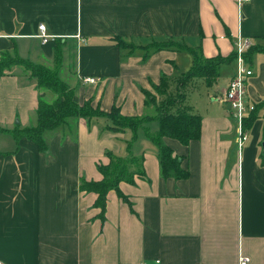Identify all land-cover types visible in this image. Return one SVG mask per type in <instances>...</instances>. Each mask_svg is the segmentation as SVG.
<instances>
[{
    "label": "crops",
    "instance_id": "0c3cea01",
    "mask_svg": "<svg viewBox=\"0 0 264 264\" xmlns=\"http://www.w3.org/2000/svg\"><path fill=\"white\" fill-rule=\"evenodd\" d=\"M54 36L43 42L38 24ZM238 33L264 46V0H0V53L9 50L46 65L58 43L73 49L72 70L63 79L79 105L124 115L153 113L144 89L156 100L175 92L179 70L192 64L187 50L133 52L114 43L120 35L137 45L173 38L205 56H227ZM247 98L264 97V50L248 59ZM234 58L220 65L213 84L193 78L185 107L201 116L198 138L182 143L164 137L188 169L184 178L162 177L157 146L138 129L132 152L143 156L144 175L121 180L106 195L103 217L97 193L80 188L82 179L102 177L99 163L109 150L127 154L132 131L113 130L107 116H68L45 129L47 149L9 131L35 123L38 98L48 97L19 69L0 74V259L8 264H264V139L260 116L237 129L227 104L215 96L235 71ZM187 68V69H188ZM185 69V70H187ZM183 70V71H185ZM93 76L94 82L82 77ZM27 78V79H26ZM165 79V80H164ZM163 82V83H162ZM161 85V92L154 85ZM213 91L205 112L191 108L192 93ZM218 102V103H217ZM156 124L152 121L151 126Z\"/></svg>",
    "mask_w": 264,
    "mask_h": 264
},
{
    "label": "trees",
    "instance_id": "16d2710c",
    "mask_svg": "<svg viewBox=\"0 0 264 264\" xmlns=\"http://www.w3.org/2000/svg\"><path fill=\"white\" fill-rule=\"evenodd\" d=\"M112 38L117 46L130 52H133L138 46H142L143 48L146 47L148 52L159 49H173L177 51L187 50L191 54L192 64L177 77V86L174 93L167 94L163 99L157 101L156 94L146 89L143 90L145 103L154 106L153 113L147 112L142 115L129 116L122 114L119 107L114 105L109 111L93 107L89 102L79 105L73 99V88L67 82L61 80L58 73L59 65L51 68L49 65L38 64L36 61L9 50H4L0 53V74L9 71L12 65L30 67L37 71L39 83H36V86L38 88L44 86L55 93V98L51 101L42 97L38 98L35 109V123L22 127L17 126V128L9 131L15 139L24 136L35 142L39 149L46 150L47 145L43 137V131L58 127L66 121L68 116L84 118L107 116L112 121V124L108 125L110 129L125 130L128 128L132 131V136L129 140H126L127 154L125 156H120L107 150L108 161L97 165L102 177L98 180H81L80 188L97 193L94 205L100 207V215L102 217L104 215L107 192L110 189H115L121 198L127 200V196L119 188V182L121 180L132 182L135 176L144 175L143 156L132 152V144L137 137L138 129H142L145 135L157 146L162 177L184 178L188 175V169L181 166L182 157L173 153L172 148L164 141V137L176 138L182 143L198 138L201 129V116L185 107L174 110L173 104L176 101L183 102L186 96L187 83L191 79L203 78L207 85H211L219 75L220 65L235 57V51L227 56L217 54L208 57L200 49L188 46L182 41L173 38L153 40L148 45H137L120 35H114ZM256 49L264 50V46L250 45L244 52V57L247 61L250 54ZM62 50V45L58 43L55 48L54 59L58 57L61 60ZM33 75L30 76L32 77ZM154 89L158 92L162 90L161 85L157 84L154 85ZM262 108H264V97L260 101L255 102L254 109L245 116L244 128L249 127L260 116ZM262 117L264 119V114ZM152 121L156 122L154 126H151ZM4 130L6 131V129L0 127V131ZM262 136L264 139V122Z\"/></svg>",
    "mask_w": 264,
    "mask_h": 264
},
{
    "label": "built area",
    "instance_id": "2783aa9c",
    "mask_svg": "<svg viewBox=\"0 0 264 264\" xmlns=\"http://www.w3.org/2000/svg\"><path fill=\"white\" fill-rule=\"evenodd\" d=\"M243 1L249 0H237L238 6L241 5ZM39 37L43 42H46L50 37L54 36L46 31V25L42 22L38 24V31L34 34ZM251 45L250 39L245 37L241 33H238L234 40V51H235V71L234 74L229 79L223 92L215 96L220 102L227 104L231 110L232 116L235 119V126L237 129V144L241 148L243 145L247 133L244 128V118L245 116L254 109V101L247 98L246 95V80L252 74L253 69L251 65L244 57V52ZM84 82H94L96 78L93 76L82 77ZM1 149V142H0ZM249 256L239 252L237 264H248ZM0 264H8L0 259ZM129 264V263H123ZM202 264V263H197Z\"/></svg>",
    "mask_w": 264,
    "mask_h": 264
},
{
    "label": "rangeland",
    "instance_id": "374dc122",
    "mask_svg": "<svg viewBox=\"0 0 264 264\" xmlns=\"http://www.w3.org/2000/svg\"><path fill=\"white\" fill-rule=\"evenodd\" d=\"M65 47H66V50H64V52L62 50V52H61V57H62L61 60L58 57H55L53 63L50 64L51 68H55L56 65H59L58 73L60 75L61 80H64L62 78L63 74H68L69 72H71L72 63H73V56H72L73 55V49H72V47H68V46H65ZM39 63L40 62H38V64ZM14 66H19L20 67L19 69H21L22 73L29 80L33 81L35 84L39 83L37 71L31 69L30 67L22 66V65H12L11 67L13 68ZM187 66L188 65H184L182 68H180L179 73L181 71L183 72V70L187 69L188 68ZM11 67L9 68V70L12 69ZM5 70H7V68H5ZM32 74H34V75L31 77L30 75H32ZM39 89L46 91V93L48 94V97H51L49 99L47 98V100L51 101L53 98H55V93L52 90H50L44 86L40 87ZM212 94H213V91L209 90V92H207L205 90V88H203V89H201V91L199 93H192L190 95L188 103L190 104V106H192L191 108H193L194 110L197 111V109H198V112H205L206 108L209 107V105L207 104V99H209V98L211 99ZM210 99H209V101H210ZM231 117H232V121L235 125L236 121H235L233 116H231Z\"/></svg>",
    "mask_w": 264,
    "mask_h": 264
},
{
    "label": "water",
    "instance_id": "95a60500",
    "mask_svg": "<svg viewBox=\"0 0 264 264\" xmlns=\"http://www.w3.org/2000/svg\"><path fill=\"white\" fill-rule=\"evenodd\" d=\"M264 144V143H263Z\"/></svg>",
    "mask_w": 264,
    "mask_h": 264
}]
</instances>
